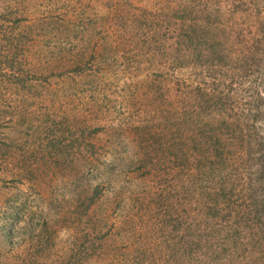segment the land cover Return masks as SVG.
I'll list each match as a JSON object with an SVG mask.
<instances>
[{"label": "rangeland", "instance_id": "obj_1", "mask_svg": "<svg viewBox=\"0 0 264 264\" xmlns=\"http://www.w3.org/2000/svg\"><path fill=\"white\" fill-rule=\"evenodd\" d=\"M0 264H264V0H0Z\"/></svg>", "mask_w": 264, "mask_h": 264}]
</instances>
